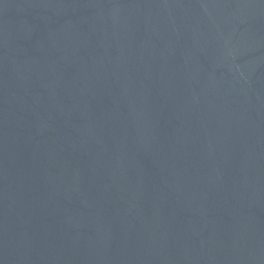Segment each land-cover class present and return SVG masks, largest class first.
<instances>
[{
	"label": "water",
	"instance_id": "1",
	"mask_svg": "<svg viewBox=\"0 0 264 264\" xmlns=\"http://www.w3.org/2000/svg\"><path fill=\"white\" fill-rule=\"evenodd\" d=\"M0 264H264V0H0Z\"/></svg>",
	"mask_w": 264,
	"mask_h": 264
}]
</instances>
